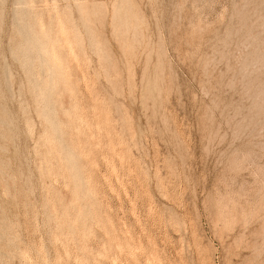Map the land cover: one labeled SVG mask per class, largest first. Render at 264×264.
Masks as SVG:
<instances>
[{
  "label": "rangeland",
  "instance_id": "374dc122",
  "mask_svg": "<svg viewBox=\"0 0 264 264\" xmlns=\"http://www.w3.org/2000/svg\"><path fill=\"white\" fill-rule=\"evenodd\" d=\"M263 93L264 0H0V264H264Z\"/></svg>",
  "mask_w": 264,
  "mask_h": 264
},
{
  "label": "bare ground",
  "instance_id": "6f19581e",
  "mask_svg": "<svg viewBox=\"0 0 264 264\" xmlns=\"http://www.w3.org/2000/svg\"><path fill=\"white\" fill-rule=\"evenodd\" d=\"M36 24V29H34L33 37L29 40L30 45H36L39 48L40 58L47 65L48 75L50 79V85H46L42 93V100L44 101L45 112L43 113L44 118L50 123L51 129L53 130V134L59 135L62 133V128L57 121V113L52 105V96L56 86L54 85V77L63 78L64 81L66 79L63 77V69H62V53H59L60 48L63 50L64 48L72 49L71 43L66 36V32L62 22L59 21L57 23L58 28L55 30L56 36L61 35V37L55 38L52 36L50 31H44L43 25L40 22ZM57 39V40H56ZM58 42H63L62 45L56 46ZM61 52V51H60ZM73 53V51H71ZM255 67V66H254ZM264 94V93H263ZM68 154L70 155V161L74 164V169L76 170L75 177L78 182L82 180V175L79 167L76 166L77 159L80 158L81 154H86L84 151H76L74 147H69ZM84 182V181H83ZM84 186V183L82 184ZM84 212V211H83Z\"/></svg>",
  "mask_w": 264,
  "mask_h": 264
}]
</instances>
